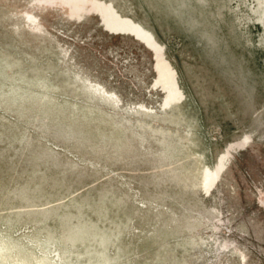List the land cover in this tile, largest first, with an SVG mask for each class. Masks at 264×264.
Here are the masks:
<instances>
[{
  "label": "rangeland",
  "instance_id": "374dc122",
  "mask_svg": "<svg viewBox=\"0 0 264 264\" xmlns=\"http://www.w3.org/2000/svg\"><path fill=\"white\" fill-rule=\"evenodd\" d=\"M102 263L264 264V0H0V264Z\"/></svg>",
  "mask_w": 264,
  "mask_h": 264
},
{
  "label": "bare ground",
  "instance_id": "6f19581e",
  "mask_svg": "<svg viewBox=\"0 0 264 264\" xmlns=\"http://www.w3.org/2000/svg\"><path fill=\"white\" fill-rule=\"evenodd\" d=\"M170 92H171V91H170ZM174 102H175V101H174ZM135 106H136V105H135ZM204 167H205V166H204ZM205 170H206V168H205ZM205 170H204V171H205ZM207 170H208V169H207ZM208 171H209V170H208ZM205 173H206V171H205ZM208 174H209V172H208ZM209 176H210V175H209ZM203 178H204V177H203ZM206 179H207V177H206ZM205 182H206V181H205ZM205 182H204V183H205ZM207 184H208V183H207ZM204 185H205V184H204ZM2 245H3V244H2ZM6 248H7V247H6ZM3 251H4V250H3ZM6 255H7V254H6ZM22 258H23V257H22ZM24 259H25V258H24ZM26 259H27V258H26ZM101 262H102V261H101ZM2 263H3V262H2ZM102 264H103V263H102Z\"/></svg>",
  "mask_w": 264,
  "mask_h": 264
}]
</instances>
